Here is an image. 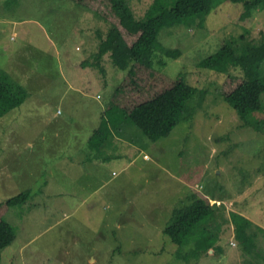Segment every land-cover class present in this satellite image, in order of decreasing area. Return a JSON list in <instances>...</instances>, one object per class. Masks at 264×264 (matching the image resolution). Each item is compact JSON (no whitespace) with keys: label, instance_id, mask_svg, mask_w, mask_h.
I'll list each match as a JSON object with an SVG mask.
<instances>
[{"label":"rangeland","instance_id":"374dc122","mask_svg":"<svg viewBox=\"0 0 264 264\" xmlns=\"http://www.w3.org/2000/svg\"><path fill=\"white\" fill-rule=\"evenodd\" d=\"M150 3L0 0V68L30 94L0 119V216L17 232L0 264H264V233L251 243L227 219L237 211L264 229V124L255 128L264 96L245 87L256 117L245 126L222 95L242 83V71L197 66L225 42L264 36V3L241 19L243 5L224 1L202 26L188 19L163 28L140 55L138 30L124 18H143ZM116 33L123 43L94 64ZM181 72L197 93L170 135L152 141L125 126L102 154L89 150L117 87L127 82L122 101L131 106ZM27 189L25 203H7ZM195 192L224 204L227 215L215 251L186 261L163 229Z\"/></svg>","mask_w":264,"mask_h":264},{"label":"trees","instance_id":"16d2710c","mask_svg":"<svg viewBox=\"0 0 264 264\" xmlns=\"http://www.w3.org/2000/svg\"><path fill=\"white\" fill-rule=\"evenodd\" d=\"M73 1L83 7H92L97 0ZM224 1L243 5L241 19L250 17L253 10L264 3V0H151L143 18L134 19L130 13L124 18V25L131 23L138 30L134 41L135 53L141 55L151 49L157 43L163 28L180 25L188 19H196L198 25L202 26L208 12ZM114 41L120 44L124 39L121 34L116 33L111 39L104 40L94 64L100 62V57L106 53ZM88 60L85 58L84 64H90ZM197 66L218 73H228L231 68L242 71V83L238 84L237 88L224 91L222 95L224 100L235 109L243 124L253 126L256 120L255 110L245 98L247 97L245 87L258 89V97L264 96V36L254 39L250 38L248 33L225 42L215 53L198 61ZM135 73V69L132 68L131 76ZM173 81L170 87L165 88L153 98L131 106L124 105L122 101L124 98L122 95L129 90L126 86L127 82L117 87L112 94L108 113L102 116L99 126L93 130L88 139L89 150L102 154L105 147L113 144L116 133L119 136L125 126H136L152 141L170 135L184 119L188 111L187 103L197 93V88L185 80L182 72ZM251 89L248 91L251 92ZM29 96V91L23 84L5 69L0 68V119L10 111L19 108ZM257 104L264 111V102L258 98ZM263 124L264 122L257 121L255 128L259 129V126ZM29 196L31 192L27 189L10 197L7 203L23 204ZM190 199V202L173 209L163 229L164 234L179 246L176 257L186 261L199 260L209 254L211 249L215 251L221 239L223 222L227 215L224 204H218V206L217 202L211 203L206 196L200 197L195 192ZM227 219L233 223L237 231L243 232L251 243L258 237L259 232L264 233L261 226L240 212H229ZM16 238V228L5 217L0 216V259L4 249Z\"/></svg>","mask_w":264,"mask_h":264},{"label":"crops","instance_id":"0c3cea01","mask_svg":"<svg viewBox=\"0 0 264 264\" xmlns=\"http://www.w3.org/2000/svg\"><path fill=\"white\" fill-rule=\"evenodd\" d=\"M123 144V143H122ZM247 217V216H246Z\"/></svg>","mask_w":264,"mask_h":264}]
</instances>
